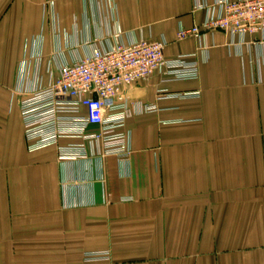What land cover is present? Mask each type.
<instances>
[{
    "label": "crops",
    "instance_id": "1",
    "mask_svg": "<svg viewBox=\"0 0 264 264\" xmlns=\"http://www.w3.org/2000/svg\"><path fill=\"white\" fill-rule=\"evenodd\" d=\"M223 1L0 0V264H264V32L176 36ZM138 39L199 76L126 88L128 160L28 152L23 85Z\"/></svg>",
    "mask_w": 264,
    "mask_h": 264
},
{
    "label": "built area",
    "instance_id": "2",
    "mask_svg": "<svg viewBox=\"0 0 264 264\" xmlns=\"http://www.w3.org/2000/svg\"><path fill=\"white\" fill-rule=\"evenodd\" d=\"M222 31L231 37L264 32V0H235L218 3L217 12L208 11L201 25L180 26L177 39ZM117 36V34H115ZM163 40L138 39L127 44L114 43L94 48L89 55L57 67L45 86L19 90V113L28 152L54 146L59 161H73L98 155H113L127 161L130 154L126 119L131 103L125 95L128 86L147 81L154 73L168 81L197 80L198 61L180 55L166 59ZM194 56V55H191ZM23 84V83H22ZM180 98L196 97L198 91L177 93ZM149 111L153 105H134ZM61 138L77 142L60 145ZM98 257L85 253L84 260Z\"/></svg>",
    "mask_w": 264,
    "mask_h": 264
}]
</instances>
